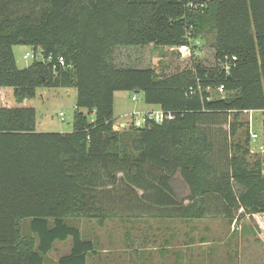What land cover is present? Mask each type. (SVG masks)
<instances>
[{"label": "trees", "instance_id": "16d2710c", "mask_svg": "<svg viewBox=\"0 0 264 264\" xmlns=\"http://www.w3.org/2000/svg\"><path fill=\"white\" fill-rule=\"evenodd\" d=\"M187 33L211 39L213 66L194 53L169 72L116 62L118 47H171ZM18 44L45 60L62 56L65 66L54 73L53 61L35 59L19 68ZM197 81L210 99L188 92ZM0 87L17 102L0 105V264H88L95 244L66 219H124L146 202L161 216L191 219L217 197L228 219L241 208L264 225V157L247 158V126L244 143L233 139L244 109L264 110V0H0ZM38 87L76 90L72 131L36 130L35 108L19 103ZM122 90L174 117L116 128ZM176 175L188 191L179 192ZM69 236L70 252L47 262Z\"/></svg>", "mask_w": 264, "mask_h": 264}, {"label": "rangeland", "instance_id": "374dc122", "mask_svg": "<svg viewBox=\"0 0 264 264\" xmlns=\"http://www.w3.org/2000/svg\"><path fill=\"white\" fill-rule=\"evenodd\" d=\"M210 42L211 39L199 38L198 50L194 55L205 67H211L215 63ZM27 51L31 52L32 47L24 44L13 46L19 68H24L33 61L32 58L23 57ZM174 54L170 47H155L153 44L143 47L122 46L116 49L115 59L119 65L152 67L158 72H169L175 67L191 64L189 55L177 57ZM114 95L113 117L116 128L122 127V122L130 121L133 112L157 108L156 105L143 102L141 95L133 90L115 91ZM134 95L137 96L136 100L132 99ZM75 100L76 90L72 87H38L33 98L25 99L19 104L35 108L36 130L70 132L73 130ZM15 104L17 102L13 89L0 87V105ZM134 116H137V113ZM254 116L257 118L251 119L249 115L240 114L239 120L243 122V126L238 128L233 138L236 142L244 143L246 126L251 132L258 134L256 140L250 137L247 158L251 161L264 157V110L254 112ZM88 119L93 120L94 114H88ZM226 129H229L228 124L223 126V130ZM216 198H207L206 216L182 218V224L177 221V225L181 226L182 237L180 240L176 239L174 245L165 240L166 237L170 239L174 233H179L178 230L166 226L171 221L164 218L149 220V227L142 231L147 233L145 238L150 240V243L146 249L134 253L131 252L132 248L128 249L131 240L126 218H110L100 222L95 218L68 217L66 222L77 227L82 238L94 242L97 251L87 256L88 264H264V225L256 215L245 213L241 208L232 210L230 216L233 218L228 219L223 215L220 200ZM29 222L30 219L22 221L23 233H31ZM157 222L162 225L165 223L164 230L160 235L153 236L152 234L158 233L150 227H154ZM154 240L163 243L154 245ZM165 242L168 245L164 246ZM154 246L160 252H156ZM71 247V236L65 240H56L46 255V261L56 262L60 256L69 253Z\"/></svg>", "mask_w": 264, "mask_h": 264}, {"label": "built area", "instance_id": "2783aa9c", "mask_svg": "<svg viewBox=\"0 0 264 264\" xmlns=\"http://www.w3.org/2000/svg\"><path fill=\"white\" fill-rule=\"evenodd\" d=\"M190 6L196 7L197 4L190 3ZM199 6L202 7L203 3H200ZM186 37H187V42L182 43L180 45H174V46L170 47L173 50V52L176 53L180 57H184V56H188V55L190 56L192 53L195 54L198 50L197 46L199 44V40L191 38L189 33L186 34ZM23 57L24 58H32L33 60L39 59V60L48 61V62L53 61L52 55H49L47 57V60H45V57H44L42 50H40V49L35 50L33 48H32L31 52H29V51L25 52ZM232 58L235 59V56H233ZM64 66H65L64 58L62 56H57L56 61H53L54 73L57 72L56 68L64 67ZM210 90L211 89L209 88V86L203 87L199 81H197L196 85H190L188 87V92L190 94L198 95L201 99H203V98L210 99L211 98L210 96L205 97L203 95L204 91L210 92ZM216 91H217L219 96H222L224 93V86L223 85L217 86ZM132 99L136 100L137 96L134 95L132 97ZM256 111H263V110L244 109L242 111V113L249 115V118H251V119H256L257 116L253 117V114ZM135 113H137V116H134ZM138 113H140V114L138 115ZM131 116H133L134 124L136 126H141L147 121L162 122L163 120H166V119H172L174 117V112L166 111V110H164L158 106L157 108L148 109V110L141 111V112H138V111L133 112V113H131ZM249 131H250L251 138L256 140L258 138V134L256 132H251L250 129H249Z\"/></svg>", "mask_w": 264, "mask_h": 264}, {"label": "crops", "instance_id": "0c3cea01", "mask_svg": "<svg viewBox=\"0 0 264 264\" xmlns=\"http://www.w3.org/2000/svg\"><path fill=\"white\" fill-rule=\"evenodd\" d=\"M114 102H115V99H114ZM155 107H158V105H156ZM124 123L125 122H122L121 124L123 125ZM174 179H175V182H177V180H178L179 192L182 193L183 188H184V191H188L187 187H185V185L182 183V181L180 180V178H178L177 175L174 177ZM138 192L140 193L141 191L138 190ZM185 201H187L186 203H188V200H184V202ZM145 204L148 205L149 207H146L144 205L143 208L140 211L134 210L126 218V220H128L127 221V223H128L127 227L129 228V231H128L129 240H131L130 244H128V249L132 248L133 250L131 252H133V253L135 251H140L141 249H146V247L150 243L149 242L150 240L148 241L147 238H145L147 233L142 231L147 226L149 227V224H150L149 220H158L157 218H164V219H168L169 221H171L166 226L168 228H174L175 230H178V232H179V233H174V236L170 237V239H167V237L165 238V240L171 241L172 245H174L176 243V239L180 240V238L182 237V234L180 232L181 231L180 230L181 226L179 224L177 225V221L181 222V224H182V218L181 219H177V217L161 216L160 215V210H159V209H161V207L159 205H156V204H154L152 202H148V203L146 202ZM152 223H153V221H152ZM164 224L165 223H163V225H162V223L157 222L154 227H152V228L150 227V229H153L155 232L158 233V234H152V235L153 236L154 235H160V232L162 230H164ZM139 230H141V232H139ZM153 243H154V245H157V244H162L163 241L162 242H158L156 240V242H155V240H154ZM166 245H168V244L165 242L164 246H166ZM154 249L156 250V252L158 251V248H156L155 246H154ZM158 252H160V251H158Z\"/></svg>", "mask_w": 264, "mask_h": 264}, {"label": "water", "instance_id": "95a60500", "mask_svg": "<svg viewBox=\"0 0 264 264\" xmlns=\"http://www.w3.org/2000/svg\"><path fill=\"white\" fill-rule=\"evenodd\" d=\"M256 118V117H255ZM126 125V122L122 125V126H125Z\"/></svg>", "mask_w": 264, "mask_h": 264}]
</instances>
